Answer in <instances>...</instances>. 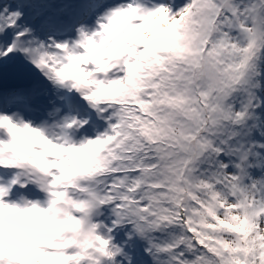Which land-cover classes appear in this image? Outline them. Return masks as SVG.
<instances>
[{
    "label": "snow or ice",
    "instance_id": "snow-or-ice-1",
    "mask_svg": "<svg viewBox=\"0 0 264 264\" xmlns=\"http://www.w3.org/2000/svg\"><path fill=\"white\" fill-rule=\"evenodd\" d=\"M0 264H264V0H0Z\"/></svg>",
    "mask_w": 264,
    "mask_h": 264
}]
</instances>
